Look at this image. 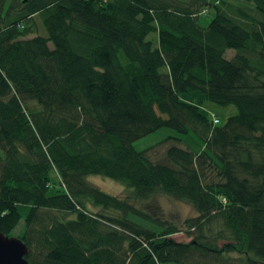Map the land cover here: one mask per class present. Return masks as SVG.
<instances>
[{
  "label": "trees",
  "instance_id": "obj_1",
  "mask_svg": "<svg viewBox=\"0 0 264 264\" xmlns=\"http://www.w3.org/2000/svg\"><path fill=\"white\" fill-rule=\"evenodd\" d=\"M233 2L0 0V232L28 264H264V0ZM194 91L236 113L212 123ZM160 127L206 151L131 146ZM155 191L191 204L187 241L129 217Z\"/></svg>",
  "mask_w": 264,
  "mask_h": 264
},
{
  "label": "rangeland",
  "instance_id": "obj_2",
  "mask_svg": "<svg viewBox=\"0 0 264 264\" xmlns=\"http://www.w3.org/2000/svg\"><path fill=\"white\" fill-rule=\"evenodd\" d=\"M235 1L237 3L238 0H230ZM11 0H5V6H7ZM234 3V2H233ZM4 6V7H5ZM209 13L211 14L212 11ZM209 20V16H203L199 17L198 22L202 25L206 24V22ZM30 27L33 29L36 34H43V30L38 25L37 20L35 21V27L30 24ZM148 38L155 39V34H149ZM156 41V40H155ZM155 44V42H154ZM233 53L232 49H227L225 51V57L231 56ZM184 98V100H190L194 104H200L199 109L201 112H203L206 116L212 117L215 116L218 120V125H221L224 123L225 119L236 113V108L232 104L228 105H218L209 101H206L203 99V96L200 92L194 91L189 94H183L181 96ZM200 102V103H199ZM30 106H34V104L31 102L29 104ZM166 137H174L177 139V145L187 148L188 150L196 153L200 150H205L202 142L197 137V135L189 130L187 133H178L176 130L168 127H160L156 130L134 140L131 143V146L136 150H142L145 148H148L152 145H155L156 143L162 141ZM160 146L156 150H153L151 157L152 159L159 158L162 153V149ZM206 151V150H205ZM214 160V159H213ZM86 180L90 182L91 184L98 187L100 190L109 193L117 195L118 197H126L129 192L126 191V188L119 182L101 177L98 175H88L86 177ZM127 198V197H126ZM133 205L138 208V211L141 213L146 214L149 219L148 220H142L135 216L130 215V218H133L137 222L148 226V227H155L158 228L157 225H155V221L151 220L155 219L158 222L164 223L165 226L170 225L173 228L180 229L176 231L174 234L171 235V237L178 241H187L188 238L183 233V221L187 217H191L195 214L192 206L190 203L176 200L174 198L169 197L162 191H155L149 195L137 197L134 196L133 198H129ZM143 216V215H142ZM144 217V216H143ZM20 231V225H18L14 230L11 231L12 236H17ZM162 264H175V263H162Z\"/></svg>",
  "mask_w": 264,
  "mask_h": 264
},
{
  "label": "water",
  "instance_id": "obj_3",
  "mask_svg": "<svg viewBox=\"0 0 264 264\" xmlns=\"http://www.w3.org/2000/svg\"><path fill=\"white\" fill-rule=\"evenodd\" d=\"M27 247L18 237L0 232V264H28Z\"/></svg>",
  "mask_w": 264,
  "mask_h": 264
},
{
  "label": "built area",
  "instance_id": "obj_4",
  "mask_svg": "<svg viewBox=\"0 0 264 264\" xmlns=\"http://www.w3.org/2000/svg\"><path fill=\"white\" fill-rule=\"evenodd\" d=\"M211 120H212V123H217V121H218L217 118H216L215 116H212V117H211Z\"/></svg>",
  "mask_w": 264,
  "mask_h": 264
}]
</instances>
